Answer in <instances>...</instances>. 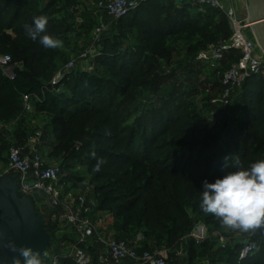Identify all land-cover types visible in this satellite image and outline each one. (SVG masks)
Listing matches in <instances>:
<instances>
[{"label":"trees","instance_id":"trees-1","mask_svg":"<svg viewBox=\"0 0 264 264\" xmlns=\"http://www.w3.org/2000/svg\"><path fill=\"white\" fill-rule=\"evenodd\" d=\"M185 1L189 5L188 8L196 5V15L191 13L192 10L187 11L185 8L180 10V14L177 10L170 11L168 0H139L136 9L112 21L116 32L109 28L97 45L95 63L97 68L103 69L104 72L77 71L73 76L71 89L64 90L61 84H46L38 78L36 72L45 69V61L50 51L38 40L32 41L25 34L23 26L32 24L35 17L45 16L48 18V33L59 38L71 31L70 21L54 19L50 13L52 6L40 8L39 0H0V55H9L12 64L21 62L25 67L24 70L16 68L15 78L12 79L5 75L0 66V121L15 119L23 112L24 95L38 96L40 100L35 102L33 114L49 117L52 133L59 142L51 153L53 156H61L69 150L75 127L81 121L105 130L99 133L98 137L108 142V147L91 151V157L86 163L87 172L91 175L90 194L96 198L99 210L117 211L131 218L133 223L143 222L148 230L164 233L162 237L147 242L136 238L125 239L131 243L137 242L140 252L166 249L170 260L174 257L180 259L177 252L181 249L184 251L186 245L189 254L187 261L192 264L196 255L201 253L208 259L213 251L205 248L208 240L197 244L190 236L196 222H202L208 230L211 227L223 226L212 214H205L199 208L202 182L205 179L214 182L226 172L235 170L236 157L245 167L264 159V74H252L247 77L234 92L230 106L225 108L234 105L236 93L241 96L244 100V112L253 116L254 127L257 128L255 133L250 125L227 127L211 123L195 113L178 112L172 115L163 112L160 121L151 120L153 127L150 125L152 129L149 133L145 129L146 134L141 141H138L135 133L131 140L126 142L121 133L117 110L106 105L107 99L119 91L126 94L132 89L162 84L163 77L167 74L163 71L164 67L166 63L172 64L176 53L172 40L177 37L184 35L196 40L195 44H188L186 48V54L190 56L197 55V52L212 43L231 37L232 30L222 11L210 6L201 7L198 0ZM75 3L72 1L68 7L72 22L75 21L76 14L70 9ZM136 35L139 40L133 41L132 38ZM238 59L235 51L226 52L218 67L225 72ZM196 65V70L199 71V63ZM106 71L111 72L110 75H107ZM224 72L220 81L210 82L211 89L217 91L215 96L222 91ZM159 122L163 124V128L157 131L156 124ZM31 131L26 134L24 141L17 145H24ZM171 133L182 135L185 140L196 137L202 139L190 143L186 154L179 149L165 151V162L161 167L173 174L174 178L160 197L150 199L153 207L149 208L140 203L143 197V179L138 171L133 170L132 175L124 179L117 177L116 170L131 163L135 166V157L143 160L153 158L154 162L162 163L157 153L173 144L169 143L171 141H165L166 136ZM225 157L229 158L227 162ZM69 158L70 156L65 155L61 163L63 173L67 169ZM100 158H103L105 163L99 172H94L93 168ZM11 176L14 177V174ZM104 179L102 183L98 182ZM62 183H67L64 175ZM74 186L73 184L67 190ZM42 216L45 230L51 236L48 245L50 254L60 253L62 247H56V243L73 238L70 235H59L56 225ZM115 227L117 230H124L121 221H117ZM115 233L117 234V231ZM243 234L245 240L225 249L227 264H264V229L255 235ZM117 238L121 237L117 234ZM246 244H252L254 252L247 258L240 259V251ZM83 247L92 256L90 264H100L99 246L90 244ZM212 260L215 258L212 257ZM61 264L77 263L73 259L62 258ZM123 264L133 262L127 261Z\"/></svg>","mask_w":264,"mask_h":264},{"label":"rangeland","instance_id":"rangeland-1","mask_svg":"<svg viewBox=\"0 0 264 264\" xmlns=\"http://www.w3.org/2000/svg\"><path fill=\"white\" fill-rule=\"evenodd\" d=\"M76 2L78 9L86 6V2L89 0H39V7L46 8L49 5L50 13L54 19H66L69 22L71 31L62 34L59 39L62 40V46L57 49H49V55L45 61V69L41 72H36L38 78L46 84H61V88L64 90L71 89L73 76L77 71L87 70L90 72L99 71L104 72L103 69H98L95 63V55L88 61H84L80 58V54L85 51L91 44L92 31L98 25L100 20L110 23V29L116 32V27L111 19L102 13L98 17L93 13L94 6H86V11L78 13V17L81 21H71V15L68 12L71 2ZM97 1V0H94ZM83 4V5H82ZM170 11L177 10L180 14V10L185 8L187 11L192 10V14L198 13L196 5L188 8L187 1L185 0H168ZM204 8H208L204 6ZM76 17V16H75ZM68 23V22H67ZM11 32V30H9ZM251 36L250 31L248 32ZM133 41H138L139 37L134 36ZM192 39V38H191ZM187 36L181 35L172 40L174 47H176V53L172 59V64L166 63L164 72L167 73L163 78L162 84H156L147 88L132 89L126 94H122L120 91L107 99L106 105L117 110L119 116V125L122 135L125 137V141L129 142L136 133L138 141H141L144 131L147 129V133L152 129L151 120H159L163 112L170 113L172 115L181 113L198 114L202 119L211 121L216 125H227V127L235 125H250L253 132H257V128L254 127L253 116L250 113L244 112V100L237 93L234 97V105L228 109L221 106H216L212 103L217 91L211 89L210 82H216L221 80L223 70L221 67H214L208 62L203 64L198 59V54L190 56L186 54V48L188 44H195V39L192 40ZM188 41V42H187ZM77 59L76 67L72 71L66 70L67 63L72 59ZM203 62V61H202ZM201 68L199 71L197 67ZM206 63V64H205ZM16 68L24 70V65L19 62L16 63ZM218 68V70L216 69ZM195 72V73H193ZM61 73V75H60ZM107 75L111 72L106 71ZM261 74H264L262 72ZM191 75L192 77L190 78ZM218 83V82H217ZM219 96V95H218ZM49 117L42 114H24L23 112L15 119L7 122L0 121V180L5 176L12 175L13 171L9 169L8 153L12 146L22 143L26 134L35 129L42 128L45 132L46 141L51 140L50 145H43L41 147L42 153L45 155L47 161L52 164H59L64 161L65 155L70 156L67 169L64 170L63 175L66 176V184H63L65 189L75 185L70 190L87 193L92 191L91 175L87 172V162L91 157V151L98 149L99 147H108V142L101 140L98 135L104 132L98 127L91 125L90 123L80 122L75 127V135L72 138L70 144L71 147L65 154L59 156H53L51 153L54 150L55 145L59 142L52 133V128L49 123ZM241 122V123H239ZM152 127H151V126ZM157 131L163 128L162 123L156 124ZM147 127V128H146ZM165 141H171L173 143L170 146L159 150L157 155L162 163L154 162L152 159L143 160L140 157H135V166L133 164H127L123 168L118 167L116 170L117 177L126 179L132 175V171H138L141 175L142 181V195L140 203H144L149 208L151 206L150 199L160 197L162 191L171 184L174 175L167 172L161 167L165 162L164 153L168 149H179L182 153H188V145L194 141H200L199 138H189L185 140L184 136L178 134H168ZM185 141V142H184ZM177 142V143H176ZM182 142V143H181ZM139 143V142H137ZM78 152L76 153V151ZM135 155V154H133ZM104 180L98 181L102 183ZM91 195V194H90ZM44 200V199H43ZM153 202V201H152ZM142 204V205H144ZM45 211H47L44 208ZM103 219L101 224L108 225L114 231H117L119 237L124 239H140L147 242L153 239H158L163 236V232H154L144 227L143 222L137 224L132 222L131 218L125 217L115 212H103L100 214ZM121 221L124 225V230H117L115 223ZM202 222H196L195 229L199 228ZM45 229V224H43ZM242 232L222 226L219 228H210L205 243V248L213 250L208 261L207 257L196 255L192 264H227L226 248L233 247L235 244L242 242L246 238ZM220 237H224V244L220 241ZM55 244V243H53ZM182 250V249H181ZM46 253V254H45ZM189 257L188 249L186 245L184 247L183 255L180 259L171 258L173 264H189L187 261ZM212 257L215 260H212ZM42 264H50V249L41 253ZM110 264V262H107Z\"/></svg>","mask_w":264,"mask_h":264},{"label":"built area","instance_id":"built-area-1","mask_svg":"<svg viewBox=\"0 0 264 264\" xmlns=\"http://www.w3.org/2000/svg\"><path fill=\"white\" fill-rule=\"evenodd\" d=\"M198 3L201 7L210 6L222 11L232 30L230 38L219 40L201 50L198 59L218 67L226 52L235 51L239 56V59L224 72L221 93L212 99L214 105L226 108L230 106L236 89L247 77L264 72V51L257 43L247 10L244 14L241 13L237 7V0H198ZM138 4L139 0H89L86 2V6H94L96 12L106 13L111 21L118 20L127 12L136 9ZM86 6H82L80 10L78 5L71 6L70 10L76 14L75 18L78 22L81 18L77 14L86 11ZM109 28V22L100 20L92 31L91 44L80 54L82 60L88 61L95 55L102 35ZM249 31L251 36L248 34ZM76 64L77 59L72 58L67 63L66 70L72 71ZM0 66L5 75L15 78L16 64H12L9 55H0ZM22 99L24 114L33 113L35 102L40 100L36 95H24ZM43 140V129H33L24 145H14L10 148L8 159L9 169L13 171L17 182L19 197L31 198L34 211L55 224L59 235H70L73 238V240L61 242L60 253L50 254V264H61L62 258L73 259L77 264H90L92 256L83 247L90 244L99 246L100 264H107V262L123 264L127 261L133 264H173L167 250L140 252L137 242L131 243L103 231V224H101L103 217L100 215L103 212L99 210L96 198L90 195L91 191L79 193L65 189L62 183L61 165L48 163L41 151ZM36 193L41 195L40 201L35 199ZM207 235L208 228L203 224L190 233L197 244H201ZM224 239L220 237L223 244ZM253 252V245L246 244L241 249L239 258L245 259ZM177 255L181 257L183 250H179Z\"/></svg>","mask_w":264,"mask_h":264},{"label":"clouds","instance_id":"clouds-1","mask_svg":"<svg viewBox=\"0 0 264 264\" xmlns=\"http://www.w3.org/2000/svg\"><path fill=\"white\" fill-rule=\"evenodd\" d=\"M48 18L35 17L32 24H25V34L32 41L46 49H57L62 40L52 36L47 30ZM225 157V161H228ZM105 163L97 160L93 168L99 172ZM235 170H230L214 182L205 179L202 182L199 208L205 214H212L223 226L242 233L255 235L264 229V159L257 160L247 167L235 158ZM17 255L13 264H42L41 253L32 247L17 246L14 241L4 245ZM46 254V253H45Z\"/></svg>","mask_w":264,"mask_h":264},{"label":"water","instance_id":"water-1","mask_svg":"<svg viewBox=\"0 0 264 264\" xmlns=\"http://www.w3.org/2000/svg\"><path fill=\"white\" fill-rule=\"evenodd\" d=\"M247 13L253 24L257 43L264 51V0H247ZM41 200L39 193L35 194ZM43 217L34 211L32 199L20 198L17 182L11 175L0 180V264H13L17 255L4 245L14 241L17 246H29L34 250H47L51 236L43 228Z\"/></svg>","mask_w":264,"mask_h":264},{"label":"crops","instance_id":"crops-1","mask_svg":"<svg viewBox=\"0 0 264 264\" xmlns=\"http://www.w3.org/2000/svg\"><path fill=\"white\" fill-rule=\"evenodd\" d=\"M247 6H248V2H247V0H237V7H238V9L240 10V12L241 13H245L246 12V10H247ZM94 14H95V16L96 17H98L99 15H101L102 13H98V12H96L95 10H94V12H93ZM37 115V114H36ZM38 115H41V114H38ZM50 142H51V140L50 139H48V141H46V136L44 135V140H43V144H42V146L43 145H47V143L50 145ZM47 160V159H46ZM48 162V161H47ZM49 163V162H48ZM201 225V224H200ZM207 227V226H206ZM102 228H103V231H105V232H107V233H109V234H112L113 236H115L116 238H117V234L115 233V231L113 230V229H111V227L110 226H108V225H102ZM208 228V227H207ZM61 247V243L60 242H57L56 243V247ZM162 250H166V249H161V251ZM157 251H159L158 249H157ZM167 254L169 255V252L167 251Z\"/></svg>","mask_w":264,"mask_h":264}]
</instances>
